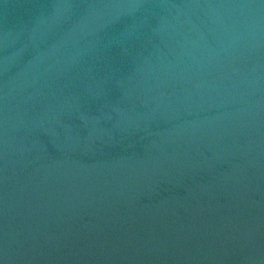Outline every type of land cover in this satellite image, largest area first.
<instances>
[{
  "label": "water",
  "instance_id": "1",
  "mask_svg": "<svg viewBox=\"0 0 264 264\" xmlns=\"http://www.w3.org/2000/svg\"><path fill=\"white\" fill-rule=\"evenodd\" d=\"M0 264H264V0H0Z\"/></svg>",
  "mask_w": 264,
  "mask_h": 264
}]
</instances>
